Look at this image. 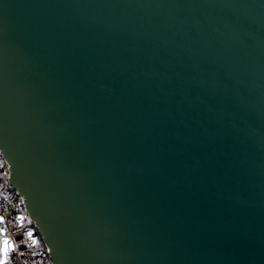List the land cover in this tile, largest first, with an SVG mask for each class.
<instances>
[{"label":"water","instance_id":"1","mask_svg":"<svg viewBox=\"0 0 264 264\" xmlns=\"http://www.w3.org/2000/svg\"><path fill=\"white\" fill-rule=\"evenodd\" d=\"M0 155L53 264H264V0H0Z\"/></svg>","mask_w":264,"mask_h":264},{"label":"built area","instance_id":"2","mask_svg":"<svg viewBox=\"0 0 264 264\" xmlns=\"http://www.w3.org/2000/svg\"><path fill=\"white\" fill-rule=\"evenodd\" d=\"M0 161L3 162V169L0 171V216L5 221L0 224V228H6L9 239L18 245L16 250L10 253L11 264H53L41 242L40 234L24 210L18 193L8 184L7 165L1 155ZM17 216H23L25 219L19 221ZM29 230L33 233L31 238L25 235ZM33 240L36 241L35 244L32 243Z\"/></svg>","mask_w":264,"mask_h":264},{"label":"snow or ice","instance_id":"3","mask_svg":"<svg viewBox=\"0 0 264 264\" xmlns=\"http://www.w3.org/2000/svg\"><path fill=\"white\" fill-rule=\"evenodd\" d=\"M3 169V162L0 161V171ZM17 220L23 221L25 217L23 216H17ZM4 218L0 216V224H3ZM25 235L29 238L33 236L32 231H28L25 233ZM33 244L36 243L35 240L32 241ZM18 247L17 244H15L11 239H9L7 235V229L6 228H0V264H11V261L9 259L10 253L14 252L16 248ZM23 255V253H21Z\"/></svg>","mask_w":264,"mask_h":264}]
</instances>
